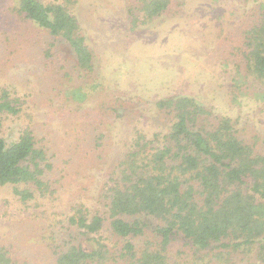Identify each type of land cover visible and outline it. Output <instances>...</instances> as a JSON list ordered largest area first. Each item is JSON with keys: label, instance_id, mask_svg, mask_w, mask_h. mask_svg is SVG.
<instances>
[{"label": "rangeland", "instance_id": "1", "mask_svg": "<svg viewBox=\"0 0 264 264\" xmlns=\"http://www.w3.org/2000/svg\"><path fill=\"white\" fill-rule=\"evenodd\" d=\"M136 1L74 0L70 10L93 55L89 72L76 66L62 42L46 57L50 38L17 15L19 0H0V91L20 100L17 114L0 115V133L10 142L30 127L52 163L44 175L50 185L44 195L35 192L21 201L14 187L22 185H0V244L25 257L26 264H55L51 247L83 243L68 217L78 203L88 217L105 215L111 168L129 151L137 131L151 137L164 128L165 117L155 106L161 98L194 97L213 116L231 117L239 134L264 153V96L259 95L264 81L247 74L236 56L221 66L264 13V0H172L166 13L133 27L129 8ZM239 76L244 81L238 83ZM78 86L89 95L82 103L66 96ZM103 225L98 235L117 247L121 239L108 221ZM151 236L146 231L133 241L142 247ZM223 253L219 261L176 242L169 264H262L245 252Z\"/></svg>", "mask_w": 264, "mask_h": 264}, {"label": "trees", "instance_id": "2", "mask_svg": "<svg viewBox=\"0 0 264 264\" xmlns=\"http://www.w3.org/2000/svg\"><path fill=\"white\" fill-rule=\"evenodd\" d=\"M171 2L137 0L129 8V20L133 27L150 22L166 13ZM73 3L19 0L17 15L50 38L46 57L59 41L73 52L78 68L91 72L93 55L70 10ZM230 56L242 59L246 73L264 81V13L242 33L239 46L224 56L222 67H228ZM66 96L82 103L89 95L78 86L67 89ZM18 103L9 91H0V115L17 114ZM155 106L165 117L164 128L151 137L137 131L129 151L111 168L105 215L88 217L86 207L76 204L68 220L85 238L63 250L51 247L55 264H169L176 242L194 254L204 251L211 259L221 261L223 252H245L264 264V153L239 134L231 117L213 116L192 96H168ZM36 143L28 126L10 142L0 133V185H22L14 187L21 201L32 199L35 192L44 195L50 187L44 175L52 163ZM105 221L121 239L117 247L98 235ZM146 231L152 236L137 247L133 239ZM8 248L0 244V264H26L25 257Z\"/></svg>", "mask_w": 264, "mask_h": 264}]
</instances>
